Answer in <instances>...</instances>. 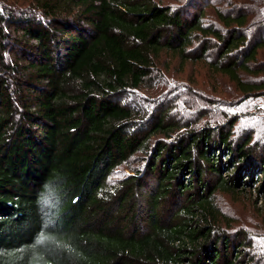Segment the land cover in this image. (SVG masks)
I'll return each mask as SVG.
<instances>
[{
  "label": "trees",
  "instance_id": "trees-1",
  "mask_svg": "<svg viewBox=\"0 0 264 264\" xmlns=\"http://www.w3.org/2000/svg\"><path fill=\"white\" fill-rule=\"evenodd\" d=\"M186 13L154 0H0V264H245V242L217 230L213 195L257 174L263 190L264 150L232 138V119L189 128L162 109L136 129L145 118L116 100L149 81L162 51L215 50L217 73L264 96V79H244L264 74L260 19L252 40L241 10L217 12L222 31ZM148 150L142 171L109 185Z\"/></svg>",
  "mask_w": 264,
  "mask_h": 264
},
{
  "label": "rangeland",
  "instance_id": "rangeland-1",
  "mask_svg": "<svg viewBox=\"0 0 264 264\" xmlns=\"http://www.w3.org/2000/svg\"><path fill=\"white\" fill-rule=\"evenodd\" d=\"M154 1L180 5L187 9L188 15L202 10L203 24L221 31L224 28L217 18V12L226 15L241 10L251 22V39L259 35L261 30L258 24L255 25L256 21L260 19L259 26L264 24L258 10L264 0ZM258 55L264 69V53L260 51ZM215 59V50L209 51L204 59L197 61H183L173 53L162 51L154 60L149 81L139 88L124 92L116 100L145 118L142 122L134 123L136 129L146 131L152 116L162 109H169L170 118L179 120L189 128L216 126L232 119L235 122L232 138L250 136L251 144L256 143L264 150V96L256 95L258 93L244 95L227 76L217 73L211 67L210 62ZM244 79L257 82L264 79V74L258 77L246 76ZM158 139L163 138L161 135L151 137V149ZM149 154L150 150L148 153L139 151L132 155L112 172L109 185L116 186L120 180L135 175L136 171H142ZM261 183L262 177L257 174L253 182L244 185L239 183L230 191H216L213 195L214 204L221 212L217 230L231 237L238 236L245 242L240 254L245 264H264V187L263 190L260 188Z\"/></svg>",
  "mask_w": 264,
  "mask_h": 264
}]
</instances>
